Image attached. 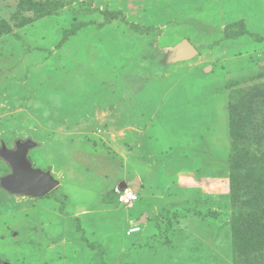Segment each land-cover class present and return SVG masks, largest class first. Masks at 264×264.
Listing matches in <instances>:
<instances>
[{
	"label": "rangeland",
	"instance_id": "obj_1",
	"mask_svg": "<svg viewBox=\"0 0 264 264\" xmlns=\"http://www.w3.org/2000/svg\"><path fill=\"white\" fill-rule=\"evenodd\" d=\"M3 23L0 148L34 141L60 185L0 189V264H264L229 162L264 159V0H0Z\"/></svg>",
	"mask_w": 264,
	"mask_h": 264
},
{
	"label": "trees",
	"instance_id": "obj_2",
	"mask_svg": "<svg viewBox=\"0 0 264 264\" xmlns=\"http://www.w3.org/2000/svg\"><path fill=\"white\" fill-rule=\"evenodd\" d=\"M45 13L50 15L51 11L46 10ZM25 21L27 23L28 19ZM137 28L139 29V27ZM8 31L10 30L7 26L5 27L4 23L0 25V38ZM229 162L230 168L232 169L231 187L233 201L236 205L251 208L254 211L251 218L255 220L254 225L252 224L249 226V224L245 222V224L241 223L236 217L233 224V230L235 231L234 243L241 250L243 248L242 246L247 247L249 245V248L254 251L255 248L258 247L259 249L264 246V233H262L264 230H261L259 226L255 224L258 219H264V159L258 162H252L247 157H243L240 147L235 145ZM173 217L176 221H179L182 218L184 219L185 215L174 214ZM257 244L259 245L257 246ZM104 251L105 249H103V247L99 250L102 260H104Z\"/></svg>",
	"mask_w": 264,
	"mask_h": 264
},
{
	"label": "water",
	"instance_id": "obj_3",
	"mask_svg": "<svg viewBox=\"0 0 264 264\" xmlns=\"http://www.w3.org/2000/svg\"><path fill=\"white\" fill-rule=\"evenodd\" d=\"M170 50L173 52L172 61L175 63L189 61L199 54V51L187 39ZM261 66L264 67V62ZM37 146L38 144L32 140H18L14 149H9L6 144H2L0 160L9 165L11 173L0 178V189L12 195L38 199L46 197L60 185L51 171L34 168L29 159V153ZM133 185L136 184H122L119 191L122 192L125 188ZM144 221L145 217L139 223Z\"/></svg>",
	"mask_w": 264,
	"mask_h": 264
},
{
	"label": "built area",
	"instance_id": "obj_4",
	"mask_svg": "<svg viewBox=\"0 0 264 264\" xmlns=\"http://www.w3.org/2000/svg\"><path fill=\"white\" fill-rule=\"evenodd\" d=\"M137 201H139V196L132 189V187L125 188L118 196V202L124 206L133 205ZM136 230L138 229H134V231Z\"/></svg>",
	"mask_w": 264,
	"mask_h": 264
}]
</instances>
